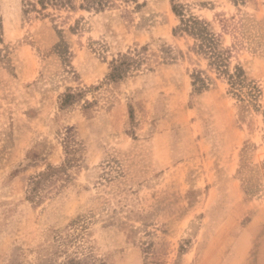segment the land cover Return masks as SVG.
Instances as JSON below:
<instances>
[{"label": "rangeland", "instance_id": "374dc122", "mask_svg": "<svg viewBox=\"0 0 264 264\" xmlns=\"http://www.w3.org/2000/svg\"><path fill=\"white\" fill-rule=\"evenodd\" d=\"M0 264H264V0H0Z\"/></svg>", "mask_w": 264, "mask_h": 264}]
</instances>
